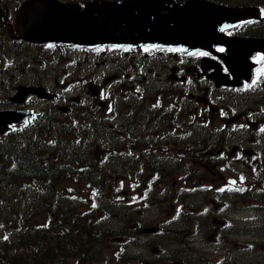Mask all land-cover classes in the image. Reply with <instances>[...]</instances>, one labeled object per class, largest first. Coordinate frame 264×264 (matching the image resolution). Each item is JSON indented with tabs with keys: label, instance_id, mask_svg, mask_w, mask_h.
Listing matches in <instances>:
<instances>
[{
	"label": "rangeland",
	"instance_id": "rangeland-1",
	"mask_svg": "<svg viewBox=\"0 0 264 264\" xmlns=\"http://www.w3.org/2000/svg\"><path fill=\"white\" fill-rule=\"evenodd\" d=\"M12 1L14 2V0H8V4L11 5ZM215 1L229 4L237 3L240 5L245 2V0ZM6 32H8L7 29L2 32L4 37L8 35ZM2 56L5 57L2 58ZM137 56H139L138 60L136 59ZM159 57H163V60L165 58L164 55ZM0 58L3 59L0 62L1 99L7 98L9 92L13 89V84L19 80L25 82L30 76L33 78L32 80L43 82L50 89H56L59 94L65 95L69 101L72 98H77L72 102L76 106L73 112H76L77 116L68 115L66 116L67 119L61 117V122L59 123L63 126L65 123H70V128H67L66 131L70 133V136L74 137L78 136L75 132L84 127L83 122H86L87 125L88 119L85 115L87 113L92 118L105 116L106 118H102L101 120L106 125L108 123L113 124L114 127H117V130L125 133V129L122 128L123 124L119 122L124 117L118 119L116 123L114 120L108 118L113 114L110 108L111 102L107 103L104 108H101L92 99H88L89 96L86 94V87H84L85 82H89V80L99 81L100 78L107 74L116 73L119 69L118 66L121 65L123 66V72L130 73L131 75L138 74L139 78H141V74H144L146 77L148 76L152 87V83H154V77H152L154 71L159 72L161 70V66L159 64L156 65L157 60L154 61L150 57L144 59L142 55H134L133 59H131L132 56L124 58L122 54L116 55L114 52H110L107 56L103 57L100 53L95 52L84 53L78 50H63L52 47L45 49L38 48V56L34 63L23 57H14L8 49L5 51L0 49ZM104 60H106L105 65L101 64ZM132 60L135 64L133 69L130 67V61ZM97 61L100 62L99 66L95 65ZM3 62L7 66L10 62H13V65L3 70ZM19 65L22 66L19 67ZM172 65L173 62H168L167 66L172 67ZM148 69L151 70L150 74L148 73ZM25 70L31 72L26 76L21 75L20 73H23ZM171 75L172 73L164 72L158 76L162 80H166L168 84H173L175 79ZM170 78L172 79L169 80ZM55 80L58 83L57 85L55 84ZM142 83L144 85L146 81H142ZM143 85L140 84L137 88H141L142 90ZM110 88L114 89L116 85L112 83L110 84ZM143 95V97L141 95L135 97L136 100L133 102L135 106L153 104L152 108H157V105L160 104V98L153 92H143ZM153 99L154 102H152ZM214 101L218 104L222 102V99L217 96ZM82 102L91 109L90 112L85 111L83 107L79 106ZM163 104L167 105L166 102ZM120 113V116L125 114V112ZM92 122L93 119L91 120V125ZM66 126L68 125L66 124ZM81 134L83 136V133ZM119 136L121 137V135ZM106 142L101 139L97 140L99 145H106ZM109 142L111 145L113 140L109 139ZM186 163L188 167H193V163H190L189 160H186ZM112 164L110 160L105 161L102 172V175L105 177V181L103 182L107 185V194H111L121 204L137 205L144 202V192L134 189L130 190V187L138 180L141 182L143 179H146L147 174H143V178L139 179L136 176L137 171H135V176L130 178L128 173L125 175V169H122L120 172L112 171ZM135 166L136 164L134 168ZM195 168L197 169L195 171L197 174L194 178L195 182L199 183L198 185L204 184L205 188L209 190L205 192V195L177 196L175 192L179 191L181 187L191 190L196 184H191V181L181 184L180 180L183 177L181 173L169 177L167 180L169 185H167V193L160 198L153 195L154 198L150 200V204L143 203L149 205L145 206L144 209H140L136 213H126L120 207L112 208L111 216L98 223V225H101L102 232L104 233L102 241L92 245L87 255L80 253L78 256H70L61 264H169L179 259L176 257L186 258L188 264H264V211L257 210L261 208L258 206L264 205L259 202L260 199L258 198L262 194L264 195V192H261L257 184H247V189L253 192H248L245 198L231 196L229 199L230 204L223 207V209L229 207L226 213L222 216L218 213L215 214L216 210L212 208V203L222 202L215 195L224 189L228 192L230 190L235 192L234 188L237 187L238 178L226 176L225 184L218 186L221 183L218 177L209 175L200 166ZM214 180L217 181V184H214ZM210 184H213L212 187L209 186ZM58 187L67 192V199L75 205L74 212H84L83 214H87V217L93 220L96 217L99 218V213L88 205L92 191L88 190L86 186L68 179H62ZM211 188L212 190H210ZM243 191L239 189L235 193L241 196L244 194ZM9 199V207L5 208L0 215V264L9 259L6 253H3L4 251L21 250V241L18 239L19 236L16 233V229L17 227H21L18 222L20 223L19 220H22L24 212L21 211V208L25 202L15 192L10 193ZM249 202L257 204V209L253 213L244 211L246 210L245 204ZM200 211L201 213L209 212L202 215L203 217L197 218ZM237 212H240V215H235ZM229 214L233 217L232 220H213V216L223 218ZM253 214L256 216L250 218L249 216ZM35 219L25 222L24 225L32 224L33 226H40L44 222L40 217H35ZM121 220H127V224L132 220H141L145 231L150 228L157 230L156 227L159 225V228L161 231L164 230L165 234L158 235V233L156 236H149L141 231L139 236L143 238L139 239L137 243L133 245L130 243L127 246L125 241L118 238L127 229L126 221ZM80 221L84 223L85 220ZM225 221L233 223V227H228L223 223ZM165 225L170 226L166 227ZM217 227L220 231H226V233L222 234V239L224 240L215 242L212 239V242H210L208 234L212 233L214 235ZM168 230H172L171 232L173 233H168ZM184 242L186 244L182 245ZM159 247H161L160 250L158 249ZM123 249H126V252L128 251L129 253L125 254Z\"/></svg>",
	"mask_w": 264,
	"mask_h": 264
},
{
	"label": "flooded vegetation",
	"instance_id": "flooded-vegetation-1",
	"mask_svg": "<svg viewBox=\"0 0 264 264\" xmlns=\"http://www.w3.org/2000/svg\"><path fill=\"white\" fill-rule=\"evenodd\" d=\"M235 4L254 6L259 12L254 19L252 17L226 31L228 37L239 40L238 43L232 42L230 48L221 50L220 47H215L211 54L183 53L177 50L172 67L167 66L171 59L165 57L163 60L154 50L150 55L144 53V59L155 56L152 59L157 60L156 65L161 66V70L154 71L152 75V87L148 76L141 74L139 78L138 74L123 72L121 65L116 73L111 74L117 87L114 91L116 97L120 93H126L131 102L134 95L153 92L160 98L157 108H152L153 104H149L128 109L125 126L127 136L116 145L128 146L127 154L131 157L140 155L147 161L145 165L151 171L165 174L166 171L173 170L174 173H179L186 170L182 162L191 160L193 167L187 168L190 173L197 171L195 167L200 166L209 175L218 177L221 183L226 176L237 174L239 188L246 191L247 183H251L246 182V179L254 180L252 184H257L263 193L264 0H245L241 5ZM14 5L13 1L11 5L7 0L0 1V49H8L14 57L27 58L34 63L39 46L10 37L11 22L7 15L13 12ZM5 29L8 30V39L2 33ZM141 50L143 49L132 50L131 59L134 55H140ZM134 66L133 60L130 61L131 69ZM212 67L220 69L224 74L221 85L215 86V82L220 79L213 77ZM30 72L27 71V74ZM150 72L148 69L149 74ZM164 72L172 73L171 77L175 79L173 84L166 85V80L158 76ZM32 79L30 76L25 82L19 80L13 88L17 85L40 84ZM142 81H146L143 89L136 88ZM160 85L166 88H159ZM99 87L100 97L94 99L103 105L102 92L108 90V85L99 84ZM217 96L222 99L221 106L214 105ZM27 100L22 105H17L11 101V96L0 98V109L27 107ZM165 102L167 105L163 104ZM132 149L138 151L132 152ZM213 182L217 184V181ZM245 197L247 194L241 198ZM258 198L264 204V195ZM245 206L244 211L253 213L257 204L249 202ZM215 208L219 209V204H215ZM253 215L249 217L253 218ZM213 220L219 219L214 217ZM208 238L211 240L212 236L209 235Z\"/></svg>",
	"mask_w": 264,
	"mask_h": 264
},
{
	"label": "trees",
	"instance_id": "trees-1",
	"mask_svg": "<svg viewBox=\"0 0 264 264\" xmlns=\"http://www.w3.org/2000/svg\"><path fill=\"white\" fill-rule=\"evenodd\" d=\"M92 125L96 129L97 122L93 121ZM67 128L70 127L56 121L43 122L0 139V215L9 207L10 193H17L25 202L21 208L24 212L22 220L18 222L21 227L16 229L21 250L4 251L11 259L6 262L59 264L72 251L101 240V232L97 229L94 233L81 231L85 224L80 220H89L87 214L74 212L75 205L67 199V192L58 187L62 179L98 185L102 201L96 204V212L101 217L111 215V209L116 206L105 195L104 176L94 182L100 171L97 152L91 148L80 149ZM51 137L58 141L57 146L56 142L49 141ZM94 197L98 198L97 195ZM123 209L127 211L129 208ZM35 217L44 220L42 225H24L36 220Z\"/></svg>",
	"mask_w": 264,
	"mask_h": 264
},
{
	"label": "water",
	"instance_id": "water-1",
	"mask_svg": "<svg viewBox=\"0 0 264 264\" xmlns=\"http://www.w3.org/2000/svg\"><path fill=\"white\" fill-rule=\"evenodd\" d=\"M245 14L246 9L209 0H89L83 7L57 0H28L16 11L15 31L18 38L39 44L209 50L220 42L230 48L232 41L223 38L222 32ZM42 90L26 89L18 94L48 97ZM26 117L15 111L0 112V132L8 123L24 122Z\"/></svg>",
	"mask_w": 264,
	"mask_h": 264
},
{
	"label": "snow or ice",
	"instance_id": "snow-or-ice-1",
	"mask_svg": "<svg viewBox=\"0 0 264 264\" xmlns=\"http://www.w3.org/2000/svg\"><path fill=\"white\" fill-rule=\"evenodd\" d=\"M222 50V49H221Z\"/></svg>",
	"mask_w": 264,
	"mask_h": 264
}]
</instances>
